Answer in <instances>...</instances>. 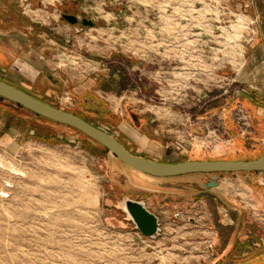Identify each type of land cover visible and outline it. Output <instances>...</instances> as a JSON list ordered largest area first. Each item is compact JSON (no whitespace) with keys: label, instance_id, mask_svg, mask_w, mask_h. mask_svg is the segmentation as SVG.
<instances>
[{"label":"rangeland","instance_id":"1","mask_svg":"<svg viewBox=\"0 0 264 264\" xmlns=\"http://www.w3.org/2000/svg\"><path fill=\"white\" fill-rule=\"evenodd\" d=\"M263 23L264 0H0V78L138 156L254 160L264 140L234 80ZM212 176L142 174L0 100V264H212L243 229L264 241V173L215 174L223 195L203 187ZM128 200L159 217L156 236L136 229Z\"/></svg>","mask_w":264,"mask_h":264},{"label":"water","instance_id":"2","mask_svg":"<svg viewBox=\"0 0 264 264\" xmlns=\"http://www.w3.org/2000/svg\"><path fill=\"white\" fill-rule=\"evenodd\" d=\"M70 24H75L74 16H63ZM84 26H91L92 22L83 21ZM0 98L21 106L25 110L64 126L71 127L87 136L97 144L106 148L124 165L142 174L155 178H175L192 174L213 175L203 187L211 189L218 187L215 174L264 173V154L255 160L225 161L199 160L177 163H162L131 154L113 136L87 123L78 116L57 109L26 92L0 80ZM125 210L130 216L136 229L147 238L156 236L160 231L159 217L149 211L141 202L126 201Z\"/></svg>","mask_w":264,"mask_h":264},{"label":"crops","instance_id":"3","mask_svg":"<svg viewBox=\"0 0 264 264\" xmlns=\"http://www.w3.org/2000/svg\"><path fill=\"white\" fill-rule=\"evenodd\" d=\"M259 31L258 39L251 46L242 65L236 71L234 81L244 85L246 89L244 94L236 97V102L242 103L251 117L256 138L264 140V23ZM193 126L190 125L191 128ZM221 126L228 131L238 152H241L242 148L245 149V143L236 138L235 128L231 121L228 122V119H225L224 125ZM5 136L7 134L2 137ZM133 141L135 142V139ZM255 150L257 148L253 147V151ZM217 189L219 190L218 194L223 195L221 183H219ZM218 198L220 199V197ZM147 209L151 211L150 208ZM232 211L239 214L237 209ZM225 221L228 226H232L234 222L232 219H226ZM239 227H245V223L240 225L238 221L237 228L239 229ZM242 231L243 233H238L230 238L223 249L218 250L217 257L212 264H264V241L250 232H245L244 229Z\"/></svg>","mask_w":264,"mask_h":264},{"label":"trees","instance_id":"4","mask_svg":"<svg viewBox=\"0 0 264 264\" xmlns=\"http://www.w3.org/2000/svg\"><path fill=\"white\" fill-rule=\"evenodd\" d=\"M0 59H2L3 60V56L0 54ZM3 61H5V60H3ZM2 61V62H3ZM0 80L1 81H3V82H5V83H7V84H9V85H11V86H14V87H17V88H19L18 86H16V85H14V84H12V83H10L9 81H7V80H4V79H2V78H0ZM20 90H22V91H24V92H26L25 90H23V89H21V88H19ZM27 93V92H26ZM27 94H29V93H27ZM29 95H31V94H29ZM31 96H33V95H31ZM34 98H36L35 96H33ZM38 99V98H37ZM0 100H3V99H1L0 98ZM40 100V99H39ZM3 101H5V100H3ZM42 101V100H41ZM42 102H44V101H42ZM46 103V102H45ZM14 104V103H13ZM48 104V103H47ZM16 105V104H15ZM19 108H22L21 106H19V105H17ZM54 107V106H53ZM55 108H57V107H55ZM22 109H24V108H22ZM57 109H60V108H57ZM61 110V109H60ZM69 113H71V114H74V115H76V116H78L79 118H81L82 120H84V121H86L87 123H89V124H92L87 118H84V117H82V116H80V115H78V114H75V113H73V112H69ZM33 114V113H32ZM35 115V114H34ZM35 116H37V115H35ZM37 117H39V118H42V119H44V120H47V119H45V118H43V117H40V116H37ZM47 121H50V120H47ZM50 122H52V121H50ZM52 123H55V122H52ZM56 124H59V123H56ZM59 125H61V124H59ZM93 126H95L94 124H92ZM64 126V125H63ZM66 127H68V126H66ZM95 127H98V126H95ZM68 128H71V127H68ZM71 129H73V128H71ZM73 130H75V129H73ZM75 131H77V130H75ZM78 133H80L79 131H77ZM80 134H82V133H80ZM83 135V134H82ZM83 136H85V135H83ZM85 137H87V136H85ZM126 150H128L129 151V149L126 147V145L123 143V142H121L119 139H116ZM102 147V146H101ZM102 150H104V151H107V149L106 148H104V147H102ZM130 152V151H129ZM131 154H133L132 152H130ZM264 153H262V154H259V155H257V157H255V159H257V158H259L260 156H262ZM133 155H135V154H133ZM136 156H138V155H136ZM140 157H142V156H140ZM143 158H146V157H143ZM148 159V158H147ZM254 159V160H255ZM181 162H184V161H181Z\"/></svg>","mask_w":264,"mask_h":264},{"label":"flooded vegetation","instance_id":"5","mask_svg":"<svg viewBox=\"0 0 264 264\" xmlns=\"http://www.w3.org/2000/svg\"><path fill=\"white\" fill-rule=\"evenodd\" d=\"M63 16H74V17H76L75 15H73V14H68V13H64V15ZM62 16V18H63V20H65L66 22H68L69 24H70V22L67 20V19H65L64 17ZM77 18V17H76ZM84 20H86V19H83L81 22L78 20V18H77V22L75 23V24H71V25H77V24H79V23H81L82 25H83V21ZM86 22H90L89 20H86ZM94 24L92 23V25L91 26H89V27H92ZM84 26V25H83Z\"/></svg>","mask_w":264,"mask_h":264}]
</instances>
